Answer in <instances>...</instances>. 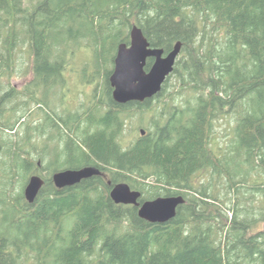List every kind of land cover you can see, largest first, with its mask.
<instances>
[{
  "label": "trees",
  "instance_id": "trees-1",
  "mask_svg": "<svg viewBox=\"0 0 264 264\" xmlns=\"http://www.w3.org/2000/svg\"><path fill=\"white\" fill-rule=\"evenodd\" d=\"M134 24L164 53L176 41L182 47L156 95L117 103L108 77ZM71 43L89 50L81 58L92 68L85 80L100 76L102 85L84 113L64 116L50 108L49 90L64 85ZM24 46L32 77L18 90L11 78L24 72L16 58ZM31 103L50 114L46 126L26 123L19 142L12 131ZM147 111L155 113L151 128ZM133 115L148 131L124 142ZM228 117L230 133L219 144L215 124ZM0 131H11L0 169L12 178L36 169L24 147L31 134L46 132L51 141L64 137L51 171L101 172L60 189L51 174L39 175L44 183L31 203L21 185L16 195L0 191V264H264V226L256 230L264 223L257 171L264 172V0H37L30 7L0 0ZM119 182L140 191V201H185L170 220L150 223L136 207L113 202ZM254 194L260 205L251 204Z\"/></svg>",
  "mask_w": 264,
  "mask_h": 264
},
{
  "label": "water",
  "instance_id": "water-1",
  "mask_svg": "<svg viewBox=\"0 0 264 264\" xmlns=\"http://www.w3.org/2000/svg\"><path fill=\"white\" fill-rule=\"evenodd\" d=\"M130 41L117 45L113 60V68L108 77L112 88L111 96L117 103L129 101L142 102L156 95L167 76L173 71L179 56L182 43L176 41L172 48L164 53L159 47H152L137 25L129 29ZM152 58V63L146 70V62ZM140 134L145 130L141 128ZM101 174L95 166L68 168L56 171L51 178L57 188L74 185L82 179ZM44 181L39 175H31L24 187V198L33 202ZM110 198L116 204H129L137 208L140 218L150 223H164L176 214L177 207L184 203L181 195L158 196L140 201L141 192L131 189L125 182L114 184L109 192Z\"/></svg>",
  "mask_w": 264,
  "mask_h": 264
},
{
  "label": "rangeland",
  "instance_id": "rangeland-1",
  "mask_svg": "<svg viewBox=\"0 0 264 264\" xmlns=\"http://www.w3.org/2000/svg\"><path fill=\"white\" fill-rule=\"evenodd\" d=\"M36 1L37 0H23V4L26 7H30ZM69 47H73L72 50L70 48L68 50L73 53L74 58L70 57L69 54H65V59L66 62L68 63V66H66L64 71H62L63 79L65 80L64 85L63 86L55 85L51 88V90H49L50 101L48 103L50 108L52 109L54 108L56 112L64 116H67L66 115L67 113L74 114L76 111L84 113V111H86V108L92 104V101L95 100L94 98L101 93V85H102L101 84L102 78L100 76L98 78H92L90 82H88V79L85 80V76H87L92 69L90 65L87 64L85 61L89 54V50L86 49L84 45H77L73 43H71ZM85 56L86 59L81 60V58ZM16 58H17L18 69H20L21 66H23L24 72L22 75H15L14 77H12L11 83L16 87V89L19 90L22 89L32 77V73L30 71V64H29V62L31 61V56L27 52L26 46H24L22 49L18 48L16 52ZM174 82H175V78L171 77L169 89L171 88V83ZM40 105L41 107L38 108L35 103L29 104V108L27 110L26 116H24L19 120V122L15 126V130L12 131L14 134V136H12V139L14 140L18 139L19 142H23L25 135H27L26 134L27 131H25L26 123L30 126H34L36 124H40V125L42 124L43 126L44 125L46 126V121H47L46 113H49L50 110L48 111L47 109L42 107V104ZM154 114H155L154 111H147L144 113L143 121L149 128H151L149 126L150 124L149 122H151V119L154 116ZM137 120H138V115H133L131 122H129V126L124 129V133H123L124 142H128L130 138H133L134 136H138L139 130L141 129L140 127L142 128L144 127L143 129L148 131L146 125L137 126ZM230 122H231L230 117H228V119L220 118L216 122L212 134L213 141H217L219 142V144H223L226 141L225 139L230 133L229 131ZM8 134L0 131V143H1L0 160L2 159V157H4L3 152L1 153L2 148L8 145L7 142ZM47 134H48L47 132L44 133L43 135H37L34 133L31 134V141H30L31 144L25 145L24 147L26 150L31 151L33 153V156L35 157L34 161L36 163V169L30 170V172L26 175V178L21 179V177L17 175L13 177L14 178L13 179L12 174L10 173L13 171L4 172L8 167H4L3 172H1L0 169V191H3L6 188H10L11 193L16 195L20 190V185L22 186V192H23L24 187L31 175L38 174L43 177L49 174L52 175L54 173V171H51V168L53 167V164L55 162L54 148L58 145V150H59V147L64 145L63 143L64 137L60 138L59 142L54 140L51 141V139L48 138L46 139ZM36 153H38V155H36ZM40 155L43 158H41ZM40 160L41 163H39ZM257 171H258V179L259 180L262 179L264 182V172L260 171L259 169ZM19 172L21 175L22 174L21 172L23 171H19ZM242 192L244 194L248 193L246 189H243L241 191V194H243ZM259 196H260L259 194H254L251 201L252 205L253 204L255 206L260 205ZM263 226L264 223H260L256 227V230L261 229ZM32 263L33 260L31 259L26 260V262L24 259L20 261V264H32Z\"/></svg>",
  "mask_w": 264,
  "mask_h": 264
},
{
  "label": "bare ground",
  "instance_id": "bare-ground-1",
  "mask_svg": "<svg viewBox=\"0 0 264 264\" xmlns=\"http://www.w3.org/2000/svg\"><path fill=\"white\" fill-rule=\"evenodd\" d=\"M106 96V95H105ZM37 175V174H36ZM110 196V195H109ZM105 252V251H104Z\"/></svg>",
  "mask_w": 264,
  "mask_h": 264
}]
</instances>
